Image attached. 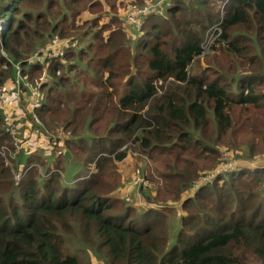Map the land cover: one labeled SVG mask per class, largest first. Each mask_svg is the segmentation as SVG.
<instances>
[{
  "label": "trees",
  "instance_id": "16d2710c",
  "mask_svg": "<svg viewBox=\"0 0 264 264\" xmlns=\"http://www.w3.org/2000/svg\"><path fill=\"white\" fill-rule=\"evenodd\" d=\"M220 20L211 52L222 41V60L190 71ZM0 21V84L12 78L9 59L55 36L79 39L67 63L24 65L52 76L41 118L68 130V144L86 131L99 144L87 154L79 140V159L96 172L69 184L36 167L17 181L0 155V264H83L80 242L105 264H264V161L253 159H264V0H0ZM6 127L0 109V147L13 146ZM134 148L165 164L171 187L165 199L133 186L147 208L120 192L133 177L117 164ZM226 148L239 167L194 190Z\"/></svg>",
  "mask_w": 264,
  "mask_h": 264
},
{
  "label": "rangeland",
  "instance_id": "374dc122",
  "mask_svg": "<svg viewBox=\"0 0 264 264\" xmlns=\"http://www.w3.org/2000/svg\"><path fill=\"white\" fill-rule=\"evenodd\" d=\"M165 5H167V3H165ZM194 9H195V12H200L199 15L203 14L202 9H198V8H194ZM221 12H222V10H221ZM222 15H224L223 12H222ZM0 22L2 25L6 26V24L3 21H0ZM207 30L205 31V33L203 35V41H204V37H205ZM56 38L62 39L59 36H55V37H52L50 39L48 38L49 40L46 43L44 42L45 44L42 43L43 45L40 44L36 48L35 52H37L39 49H41L42 47H44L45 45H47L51 41H53V43H54ZM64 42L66 43V46H65L66 52L68 51V49L70 47L71 48L75 47V49H76V48H78V45H79L78 44L79 39H77L76 41H70L69 36H67V38L65 39ZM215 43L216 42H214L213 44H215ZM213 44H211L209 46V48L205 51V55L203 57L196 58L194 60V62L190 66V71H194L195 69H197L198 68L197 66L199 63H201L200 66H205V64L208 62L207 59L210 58L211 56H213V58L217 61L222 60L221 57H222V53H223V49H224L223 42L222 41L217 42V45L215 46L213 52H211V47ZM66 52H65V54H66ZM32 55H30L28 58L21 60L19 62H23V64H25L28 60L30 61V59L32 58ZM4 56H7V54L5 52H4ZM35 61H38V60L36 59ZM58 61H61L62 63H67L66 58L65 59L63 58L62 60H58ZM12 62H15V61H12ZM12 62H10V63L12 64ZM32 63H34L35 65L38 64V62H33V61H32ZM24 67H25V71L28 73V81H29L30 85L27 87L23 83H21L19 85L20 90L22 91V93H25L28 96L33 89H38L41 92L42 97H44V98H42V101L45 102V97L48 94V87L45 86L41 89V83L50 84L52 81V76L50 74H48V76L46 77V80L44 81L43 80V74L45 72L43 70L44 67L42 69H41V67L39 68L41 75L32 73L29 69V66H24ZM5 68H7V67H5ZM9 68H12V66ZM78 69H81V68L79 67ZM45 70L47 72L46 67H45ZM58 71H59V74H61V69H57L56 73ZM9 80H13V79H9V78L6 79L5 82L0 84V86H6L7 88H16L17 87L16 80H13V84L9 83ZM79 92L77 91V93H79ZM71 94H73V93H71ZM80 94H82V93H79L78 96H80ZM23 106H24V102H23ZM38 109H39V107L36 109L35 112L30 111V110L29 111L25 110L26 112L23 115H19L17 113V117H18L17 121H20V123L24 124V127L22 128V133H24L26 130H30L31 131L30 133H32V131H34L35 129H41V130L45 131L43 128V125H44V127H46L50 133H53L56 135L57 133L52 132V130L57 132V130H59L61 128L48 125V123L43 118H41ZM96 120H97L96 123H100L103 119H101L100 116H97ZM100 124L102 125V128L104 130L103 132H100V135L104 136V135H106L107 131L109 130V126L107 124H105L104 122H101ZM62 130L66 133V135L68 137L67 138L68 140L65 139V141L67 140L66 143H65V141L62 143V145L48 143L47 146H45L41 149V151L37 152L35 155H31L28 159H27L26 153H24V152L17 155L15 158L10 156V160H11L12 164L15 166V169L18 170L21 166L26 167L30 163L33 162L35 167L37 169H39V171H37V173L40 177H41V174H43L44 175L43 178L47 179L49 176H45V174L48 175L47 173H49L51 175L52 173L56 172V173H59L61 175L63 181L65 183H68V184L73 183L81 174H85L88 172L87 176H90L92 173L96 172V163L93 162L94 160H91V164L84 165V163L79 159V154H80L79 151L76 150V148H75L76 145L83 144V142L81 143L79 140L84 139V145L85 146L83 148V151L86 152L87 154H91L90 151H91L92 147H94L95 145H96V147H98V145H99L98 140H96V136L91 135V133L89 131H86L85 137H83L81 135L76 136V138L68 144L67 142L72 140V138L69 139L70 136H69L68 130H66V129H62ZM235 135L237 136V143H239V136L240 135L239 134H235ZM248 137H250V136H248ZM258 137L259 136L257 135V137H251V138L258 140ZM244 138H245L244 135H243V137H240L242 143H243ZM228 140L230 142L229 138H228ZM228 140L226 141V143H228ZM130 143H132V141L123 145V147L121 149L127 148L128 146H130ZM237 148L243 149L241 147V145H239V147H237ZM233 150L234 149H227V148L223 149L222 154L225 157L227 156V158L235 160L236 163L239 164L240 163L239 160L236 158H233L234 156L231 154V153H234ZM228 151H230V152H228ZM129 152H132L134 154H131L125 160L118 162L117 168H116L118 170V172L120 173V171H121L126 176H129L131 178L133 177L131 180V183L133 182L134 178H136V177H137V179L140 178V179L145 180L147 182V184L144 186L147 187V190H153V191L158 190V193L160 192L162 197H164L165 199H168V197H170L169 189L171 187L169 186V188H167L164 186V178L161 174L166 169L164 167L165 164L163 163L161 165L159 162L154 161V159L149 158L150 159L149 160L147 155L140 153L136 148L131 149ZM225 157L223 158V160L218 162V164H219L218 167L223 163ZM253 159L255 162H259L262 160V157L259 156L257 158H253ZM249 163H250V161H249ZM210 165H212V164H210ZM41 171H43V172H41ZM207 174H210V173H205V178H210L211 175H207ZM114 176L117 177L119 175L115 174ZM122 176H123V174L121 173V177ZM200 179H202V177H200ZM199 182H196L195 184H198ZM130 184H128V186H126V187H122L123 189L120 192L125 197H131L132 194L135 193V196L138 197V200H136L137 204L140 203V205H143V206H140V205H138V206L141 208H147L148 202H145L140 197V191H141L140 189H142V188H140V189L134 188L130 191V194L128 196L126 195V193L124 191H126V189L129 187ZM144 186H142V187L144 188ZM195 189H196V187H194V190ZM145 191H146V189H145ZM166 191H167V193H166ZM123 201L124 200L117 199L116 204L119 205ZM170 203L171 202L169 201L168 206H170L169 205ZM167 212L172 213L170 211V209H167ZM175 222H176V219H173V226H175ZM71 239L73 241L79 240L78 236H71ZM77 248L79 249L78 253H79L80 259L82 260L83 264H105V262L104 263L100 262V260H98V258L95 254H93L90 251H87L86 247L84 246V244L82 242L79 243V246ZM253 264H259V263H256V261H255Z\"/></svg>",
  "mask_w": 264,
  "mask_h": 264
},
{
  "label": "built area",
  "instance_id": "2783aa9c",
  "mask_svg": "<svg viewBox=\"0 0 264 264\" xmlns=\"http://www.w3.org/2000/svg\"><path fill=\"white\" fill-rule=\"evenodd\" d=\"M136 15H137L136 11L133 10L129 12V14L127 15V18L132 23L133 21L134 22L136 21ZM141 23L143 22L142 21L139 22V26ZM220 23H221V20L218 21L217 23L212 24L208 28L205 34V37H204V41L202 42L204 51L201 54V56L205 55V51L209 48L211 44L214 43L216 38L221 33ZM5 28L6 26L1 24L0 33ZM64 41L62 39L56 38L54 43L53 41H51L50 43L44 46L45 48L42 47L37 52H35L32 55V58L30 59V61L44 63L46 65H49L53 61L62 60L66 52V49H65L66 43ZM36 59L38 61H35ZM9 61L12 62L10 59ZM24 66L25 65L23 64V62H19V61L12 62V67L16 74L15 76V80L17 83L16 88H7L6 86H0V109L3 111L5 119L7 121L6 130L14 140L12 147H9L7 145H3L0 147V155L5 158L6 164H8L13 170L14 177L17 181L21 180V178L24 177L25 173L29 171L30 169L34 168L35 165L32 162L28 166L26 167L21 166L18 170H16L15 166L12 164L10 160V156L15 158L17 155L21 154L22 152L31 153L34 151L32 148L42 149L43 147L47 146L48 143L62 145L65 139L68 138L66 133L62 129L57 130V132L52 130V132L57 133L55 135L53 133H50L49 130L43 125V128L45 131L41 129H35L34 131H32L31 136H29L27 139L25 140L17 139V134L19 133V126H20V121H17L18 120L17 113L19 115H23L26 112L25 110H28V111L30 110V111L35 112L36 109L40 107V105L42 104V94L38 89H33L30 92V94L27 96L25 93H22V91L19 88V85L21 83H23L27 87L30 85L28 81V73L25 71ZM4 67H7V64H5ZM57 73L59 74V71ZM43 80L45 81L44 76H43ZM23 102H24V106H23ZM262 161L264 160H261L258 163ZM237 167H239V164H237L235 160L227 158L226 156L223 163L214 172L207 174V175H211L210 178H205V176H203L201 181L198 184H195L193 187L197 188L203 182L211 180V178L214 177L216 174L224 173L228 171L229 169L235 170ZM47 174L48 175L45 174V176H50L49 173ZM146 184L147 182L145 180L140 179V178L137 179L136 177L134 178L132 185L126 189L125 193L128 196L133 186L140 187Z\"/></svg>",
  "mask_w": 264,
  "mask_h": 264
},
{
  "label": "crops",
  "instance_id": "0c3cea01",
  "mask_svg": "<svg viewBox=\"0 0 264 264\" xmlns=\"http://www.w3.org/2000/svg\"><path fill=\"white\" fill-rule=\"evenodd\" d=\"M48 65L46 66V69H47ZM13 70V69H12ZM46 71V70H45ZM15 72L14 70L12 71V78L13 80H15ZM44 79L46 80V77L48 76V74H46V72L44 73ZM13 80H9V83L13 84ZM24 127V124L23 123H20V126H19V133L17 134V139L18 140H25L27 139L29 136H31V131L30 130H26L24 133H22V128ZM12 138V137H11ZM12 142H14L13 138H12ZM34 151L31 152V153H28L26 152V156L27 158H29L31 155H35L37 152L41 151V149H35V148H32ZM40 157V156H39Z\"/></svg>",
  "mask_w": 264,
  "mask_h": 264
}]
</instances>
